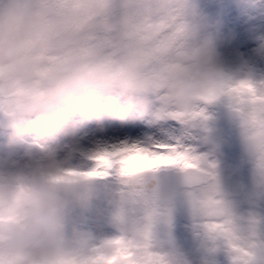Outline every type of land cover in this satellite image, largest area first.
Here are the masks:
<instances>
[{
	"label": "clouds",
	"instance_id": "clouds-1",
	"mask_svg": "<svg viewBox=\"0 0 264 264\" xmlns=\"http://www.w3.org/2000/svg\"><path fill=\"white\" fill-rule=\"evenodd\" d=\"M225 39L219 19L209 22L198 0H0V264H87L96 248L112 256L107 242L115 238L123 241L120 264H179L170 239L154 229L146 237L144 214L130 201L151 188L148 178L114 173L121 190L106 191L104 178L83 175L96 146L82 140L91 125L100 132L113 123L166 129L178 122L174 114L221 97L230 107L226 87L235 83L219 51ZM257 40L253 55L264 60V37ZM240 81H251V72ZM244 107L247 119L230 108L251 161L248 194L261 198L264 164L256 163L254 147H264V104ZM223 143L204 136L199 156L202 167L216 165L219 198L229 206L217 163ZM84 214L113 231L94 236L79 219ZM235 228L247 252L242 264H264L257 224L235 217ZM197 235L199 264H217L221 246L232 264L235 253L222 241L201 226Z\"/></svg>",
	"mask_w": 264,
	"mask_h": 264
},
{
	"label": "snow or ice",
	"instance_id": "snow-or-ice-1",
	"mask_svg": "<svg viewBox=\"0 0 264 264\" xmlns=\"http://www.w3.org/2000/svg\"><path fill=\"white\" fill-rule=\"evenodd\" d=\"M165 46L159 51L162 53ZM264 88V82L259 87L251 81H239L226 87V94L231 98L230 107L242 118H249L250 112L245 110V104H264V95L259 89ZM215 97L205 98L206 103H211ZM174 119L182 124L197 119H207L204 108L191 113H176ZM256 163L264 164V147L255 148ZM89 159L93 163L90 171L83 175L93 178H106L118 174L120 177L146 176L162 168H177L188 177L185 180L188 186V198L193 214L201 218L203 227L214 239L222 241L235 255L232 264H242V257L247 254L237 243L239 239L235 228V217L230 207L219 198V185L213 169L215 164L207 167L201 166V157L194 154V149L185 146L180 141L175 143L161 142L153 139L139 141L122 139L114 143L99 144L95 147ZM136 210L144 214L145 235L150 238L157 224L168 223L170 209L159 199L154 188H142L130 198ZM249 222L256 225L258 221L251 217ZM113 247L114 254L105 257L99 248L93 249L87 264H120L125 259L122 250L123 241L115 238L107 242Z\"/></svg>",
	"mask_w": 264,
	"mask_h": 264
},
{
	"label": "rangeland",
	"instance_id": "rangeland-1",
	"mask_svg": "<svg viewBox=\"0 0 264 264\" xmlns=\"http://www.w3.org/2000/svg\"><path fill=\"white\" fill-rule=\"evenodd\" d=\"M198 2L209 22L219 19L221 34L225 38L231 37L230 41L225 39L219 48L225 72L236 83L244 78L245 73L250 71L251 82L259 87L264 82V67L262 66L264 60L256 59L252 50L258 42L257 38L264 37V0H246L243 7L238 6V0H198ZM220 12H224V15H219ZM233 22L238 24V27H234ZM232 49L237 53L232 52ZM227 51L229 52L227 53ZM222 98L225 97L220 99ZM203 107L207 119L192 121L191 126L173 122L166 129H158L143 123L130 125L113 123L107 126L105 131L100 132L95 125H91L87 130V136L82 140V144L85 147H95L99 144L114 143L122 139L139 141L153 139L167 143L180 141L185 146L192 147L194 154L197 155L201 150L199 137L205 129L210 128L211 118L214 115L213 109L207 105ZM5 139V134L0 130V156L4 155L5 152L3 147ZM159 170L146 174L149 184L154 189L157 185ZM109 187L115 189L116 193L121 190L113 178L110 180ZM171 211L168 223H160L155 226L156 236L161 240L170 239L172 241L178 252L179 264H185V262L187 264H199L201 249L199 247L200 238L197 235L198 229L189 225V222L176 221L177 213L174 212L175 210L173 213ZM79 219L93 232L94 236L101 233L111 234L113 231L106 220L94 221L88 214L80 216ZM214 258L217 264H229L227 254L214 255Z\"/></svg>",
	"mask_w": 264,
	"mask_h": 264
},
{
	"label": "flooded vegetation",
	"instance_id": "flooded-vegetation-1",
	"mask_svg": "<svg viewBox=\"0 0 264 264\" xmlns=\"http://www.w3.org/2000/svg\"><path fill=\"white\" fill-rule=\"evenodd\" d=\"M222 105L226 106L223 121L219 120V114L214 109V115L211 118V126L205 129L199 137L201 154L205 149L202 144L206 131L219 127L217 136H220L224 143L221 148L222 155L217 158L218 169L221 171L220 188L226 194L225 199L234 217L242 218L247 222L251 217H255L258 221L257 231L264 236V197L256 198L249 195V173L251 169V161L244 156L243 146L240 138L239 118L229 107L227 97L219 99ZM243 160V163L241 161ZM171 168V167H169ZM179 170L177 168H173ZM160 176H158L159 181ZM157 181V182H158ZM244 185L243 193L240 192L239 185ZM188 188L178 190L175 198L168 204H164L170 211L177 213L176 221H186L188 224L199 230L202 223L201 218L195 216L187 195ZM178 206V207H176ZM227 254L224 247L218 248L215 256Z\"/></svg>",
	"mask_w": 264,
	"mask_h": 264
},
{
	"label": "water",
	"instance_id": "water-1",
	"mask_svg": "<svg viewBox=\"0 0 264 264\" xmlns=\"http://www.w3.org/2000/svg\"><path fill=\"white\" fill-rule=\"evenodd\" d=\"M209 106H213L218 109L219 119L223 121L221 117L225 115L224 113L226 107H224L219 101H216L215 103L210 104ZM218 129L219 127L209 130L206 132V135L217 136ZM160 175H161L160 182L158 183L155 190L158 194L159 199L163 204L171 202L177 195L179 189L183 187L188 188L181 171L167 169V170H162Z\"/></svg>",
	"mask_w": 264,
	"mask_h": 264
},
{
	"label": "trees",
	"instance_id": "trees-1",
	"mask_svg": "<svg viewBox=\"0 0 264 264\" xmlns=\"http://www.w3.org/2000/svg\"><path fill=\"white\" fill-rule=\"evenodd\" d=\"M219 15L223 16L224 15V12H220ZM234 27H238V24H235L234 22L232 23ZM237 31V30H235ZM234 31V32H235ZM235 34V33H234ZM230 51V50H229ZM227 51V53L229 52ZM232 52H235V50H231ZM237 52H235L236 54ZM264 67V65H262ZM110 180H111V177H107L106 179H102L99 183L104 187V189L108 192H111V193H116L115 189H111L110 186Z\"/></svg>",
	"mask_w": 264,
	"mask_h": 264
}]
</instances>
